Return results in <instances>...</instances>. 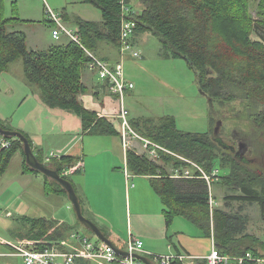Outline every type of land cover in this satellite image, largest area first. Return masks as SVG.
I'll use <instances>...</instances> for the list:
<instances>
[{"label": "trees", "instance_id": "1", "mask_svg": "<svg viewBox=\"0 0 264 264\" xmlns=\"http://www.w3.org/2000/svg\"><path fill=\"white\" fill-rule=\"evenodd\" d=\"M80 1L95 6L101 13L100 21L75 19L83 43L93 51L100 41L119 48L121 0ZM123 1L129 4V0ZM138 2L141 5L139 12L132 13L136 21L133 36L149 32L160 42V57L184 59L211 109L207 114L208 129L204 132L178 129L175 117L169 114L158 119L133 118L130 119L131 126L141 136L194 160L206 171L216 167L214 161L217 160L227 170L224 174L219 173L217 182L239 192L227 196V202L258 204L264 221V166L251 167L239 160L219 134H214L219 118L214 106L227 105L229 114L225 120H235L240 125L246 122L248 130L243 135L250 133L255 140L251 145L256 153L264 151V0L258 3L259 19L251 16L248 0ZM3 10V0H0V72H7L9 65L21 58L27 83L39 90L46 106L75 114L80 118L82 130L87 133L119 135L108 117L86 109L78 99V95L87 90L81 82V70L88 60L83 51L69 40L45 49H29L24 32L7 29L8 21L19 18H5ZM254 33L259 39L253 40ZM0 126L16 130L11 125L6 126L2 119ZM18 131L28 137L32 146L27 133ZM8 139L10 145L0 149V177L17 151L23 156L25 168L38 172L26 165L21 141L14 137ZM158 153L163 164L150 160L145 154H138L132 148L127 149L126 167L132 174L149 177L152 189L162 202L166 225L169 226L174 217H183L200 231L202 237H213L220 253L240 255L248 251L254 257L264 259V241L245 233L247 217L241 213V208L236 212L221 208L211 210L206 182L196 177L170 176L164 164L171 163L180 172L187 164L172 154ZM36 156L43 160L38 152ZM76 160L63 154L58 159H51V163L62 172L73 166ZM64 177L70 179L68 175ZM44 178L51 190L66 194L56 182ZM11 220L18 222V240L36 242L34 246L38 249L59 243L66 237V231L74 228L57 226L47 218L12 216ZM90 234L94 236L91 231ZM244 264L258 263L246 260Z\"/></svg>", "mask_w": 264, "mask_h": 264}, {"label": "crops", "instance_id": "2", "mask_svg": "<svg viewBox=\"0 0 264 264\" xmlns=\"http://www.w3.org/2000/svg\"><path fill=\"white\" fill-rule=\"evenodd\" d=\"M64 10L63 8L61 12L64 21H67L69 18ZM73 17L74 27H76V18L88 20L78 15ZM45 20L51 23L49 20ZM10 30L23 32L22 29L16 28ZM52 30L53 28L51 34ZM142 34L133 36L134 45L137 44V37ZM51 36L53 39H60L63 35L56 38ZM27 41L26 36V43ZM67 41L68 39L63 36L60 41L50 42L45 47H40L37 44H26V46L35 50L45 49L50 45H60ZM94 52L110 62L121 60L118 48L105 41L98 42ZM81 82L87 90L80 93L78 99L86 109L96 111L97 114L106 117L111 113L114 114L118 108L116 96L110 93L107 83L98 79L96 73L87 65L81 70ZM35 90L38 89L33 87V99H29L31 97L27 94L19 100L17 105L20 109L27 100H32L29 103L31 106L25 109L17 119L14 118L16 114L12 113L11 116L8 115L7 120L12 128L27 133L32 141L33 151L35 154L38 152L42 158L49 151H60L77 158L73 165L79 163L76 174L80 178L77 184L73 182L70 175H68L69 180L76 190L84 215L91 219L105 236L123 250L129 234H132L143 241V248L148 252L159 254L186 252L200 256L209 252L211 238H206L209 244L194 241L204 237L193 224L183 217H174L172 223L169 226L166 225L162 213V202L152 189L149 177L135 175L128 171L126 151L121 145L119 135H98L83 131L78 116L61 109L49 108L42 101L40 93H35ZM131 90L127 92L128 95L126 93L124 99L129 117H142L132 105H126L127 96H131ZM103 110L106 115L102 113ZM108 118L110 117L108 116ZM0 119L4 118L0 115ZM110 120L112 121V119ZM137 146L138 141L134 140L133 147ZM15 159L19 164L18 174L11 175L7 179L8 184L12 185L8 186L11 191L6 195L7 205L0 209L11 213L10 216H5L10 220L7 227L2 231L0 229V246L2 247H0V264H23L20 257L11 254L7 244V242L20 241L16 235L18 222L11 221L12 216L47 218L54 221L57 226L74 227L73 230L66 231L64 239L58 241L60 247L65 250H73L78 247V243L69 237L71 231H78L92 240L95 239L92 234L80 231L81 226H84L77 220L67 195L51 190L45 182L44 175L40 172L26 169L20 151H17L11 158L6 171L0 177V182L9 173L11 163ZM28 194L32 195L33 199L40 200L41 206L31 208L23 198ZM2 198L3 196H0V202H2ZM41 211L43 214H40ZM75 264L118 263H109L102 258L90 257L77 259Z\"/></svg>", "mask_w": 264, "mask_h": 264}, {"label": "rangeland", "instance_id": "3", "mask_svg": "<svg viewBox=\"0 0 264 264\" xmlns=\"http://www.w3.org/2000/svg\"><path fill=\"white\" fill-rule=\"evenodd\" d=\"M248 2L251 16L254 19H259V0H248ZM129 5H132L133 9L137 12L141 8L138 0H129ZM3 6V16L5 18L14 16L20 19L8 21L7 29H22L25 35L27 34L28 41L26 44H37L40 47H45L50 42L55 43L60 41L63 37L60 39L52 38L51 29L53 28V24L45 20L47 19L43 12L45 6H49L55 11H62L64 8V12L69 18V20L64 21V24L72 29L75 28L72 22V20L74 21L73 16H82L88 20L101 19V13L98 8L89 3L80 2V0H3ZM43 18L45 19L43 20ZM142 35L137 37V44L135 45L139 56L132 57L129 52L121 56L124 76L134 84V88L131 90V96H127L126 105H132L133 108L140 112L142 117L158 119L163 115H174L177 128L183 131H206L208 129L207 114L210 103L207 97L197 87L193 71L188 67L184 59H163L160 57L158 54L160 49L158 38L149 32H145ZM252 38L253 40L259 39L255 33L252 35ZM33 87L27 83L24 77L21 58H18L9 65L8 72H0V115L4 118L3 121L6 126L11 125L9 120H7L8 115L11 116L12 113L16 114L13 117L17 119L25 109L31 106L29 103L32 100H27L22 108L19 109L17 107L19 100L23 96L29 94L31 97L29 99L34 98V95H32ZM34 92L39 93L38 90ZM116 104L118 107L117 100ZM222 106L215 104L214 107L215 114L219 115L218 120L221 121L218 134L223 142L227 145L234 146L235 149L237 148L238 142L243 143L244 152L242 155L246 159L245 163L251 167L264 166V151L261 150L256 153L254 147L251 145L255 140L250 136V133L243 135L248 130L245 127L246 122L240 125L235 120H225V117L229 114V107L227 105ZM102 113L106 115L104 110ZM109 119H112L115 129L118 131V120L115 118ZM130 119L133 118L129 117V121ZM134 150L138 154H144L142 147L138 149L136 147ZM156 161L157 163L163 164L161 157L156 159ZM214 164L220 169V174H224L227 171L219 165L217 160L214 161ZM164 166L170 174L173 173L171 163L164 164ZM18 170V160L15 159L11 163L9 173L0 182V196H3L2 202H0V209L7 205L6 195L11 191L8 186L12 185L8 184L7 179L11 175L18 174ZM70 178L77 184L80 177L75 173L70 175ZM217 181L211 185L214 200L213 208H221L229 212H236L241 208V213L247 217L245 233L264 241V221L260 216L259 205L233 200H228L227 202V196L238 194L239 192ZM23 198L29 203L31 208H38L42 204L40 200L33 199V196L29 194ZM41 212L40 214H43V211ZM0 215V229L2 231L7 227L10 220L5 217L4 210H0ZM16 226H18V223ZM80 231L90 233L89 230L82 226ZM194 241L209 244L206 238H200ZM29 242L32 245H36V242H32L31 240ZM201 246L203 245L201 244Z\"/></svg>", "mask_w": 264, "mask_h": 264}, {"label": "built area", "instance_id": "4", "mask_svg": "<svg viewBox=\"0 0 264 264\" xmlns=\"http://www.w3.org/2000/svg\"><path fill=\"white\" fill-rule=\"evenodd\" d=\"M121 3L120 15V28H119V54L122 56L124 53L129 52L132 57L139 56L136 46L132 42V37L136 27V21L132 13L134 9L123 0ZM44 14L46 18L54 25L52 30L53 37L59 35L65 36L69 41L77 45L88 58L86 65L89 69L93 70L98 79L107 83L108 90L111 94L116 96L118 101V109L113 114H109L110 118H115L119 122V137L121 145L126 151L127 149H135L133 141H138V146L142 147L144 154L153 161L160 158L159 151L176 156L178 159L184 161L187 167L181 172L176 168L173 169L172 177L184 178H201L203 179L209 189L208 203L212 210L214 200L212 197L211 185L218 180L219 169L212 168L206 171L200 164L186 158L180 154L173 153L163 146L151 141L139 133H137L130 124L128 117V110L125 106V95L134 87L132 81H129L124 76L123 63L121 60L110 62L98 56L93 50L89 49L82 41L78 28H68L64 24V19L61 11H55L49 6H45ZM107 116V117H108ZM10 141L7 137L0 134V149L8 147ZM64 153L60 151L47 152L42 161L51 162L53 158H60ZM79 168V163L64 169L60 172L61 176L72 175ZM5 216H10L9 211L4 212ZM1 220V215H0ZM70 239L78 243V247L73 250H65L60 247L59 243H52L38 249L31 242L27 240H20L17 242H7L11 254L20 257L23 264H75L77 259H87L90 257L102 258L109 263L118 264H146L145 262L134 258L133 254H140L146 257L153 264H244L246 260H253L258 264H264V259L254 257L250 252H244L240 255L223 254L214 245L213 237H211V247L205 255H192L186 252H169L167 254H159L145 251L143 248V241L129 234L124 250L128 255H121L116 253L108 244L100 241L95 236L91 239L88 236L78 232L71 231L69 234Z\"/></svg>", "mask_w": 264, "mask_h": 264}, {"label": "water", "instance_id": "5", "mask_svg": "<svg viewBox=\"0 0 264 264\" xmlns=\"http://www.w3.org/2000/svg\"><path fill=\"white\" fill-rule=\"evenodd\" d=\"M200 92H201V90H200ZM220 124H221V121L218 120L215 127H214V134L215 135L218 134ZM0 134L4 137H7V138L8 137H14V138H17L18 140L21 141L22 150L24 153L26 165L29 168L43 174L49 181H54L62 187V189L65 191V193H66V195H67V197H68V199L72 205V208L75 212L77 220L86 229L90 230L97 239L108 244L116 253H119L121 255H128V252L119 248L112 240H110L107 236L104 235V233L101 231V229L91 219H89L88 217H86L83 214L79 197H78L76 190H75L73 184L71 183V181L66 179L64 176H61L59 169L57 167L53 166V164L51 162L40 161L37 158L36 154L34 153V151L32 149V146L29 142L28 137H26L22 132H20L18 130H9V129L2 128L1 126H0ZM243 152H244V144L240 142L238 150L236 151V153L243 154ZM239 160L244 161L242 159H239ZM132 256L134 258H137V259L145 262L146 264H153L146 257H144L140 254H133Z\"/></svg>", "mask_w": 264, "mask_h": 264}, {"label": "flooded vegetation", "instance_id": "6", "mask_svg": "<svg viewBox=\"0 0 264 264\" xmlns=\"http://www.w3.org/2000/svg\"><path fill=\"white\" fill-rule=\"evenodd\" d=\"M239 143L237 144V148L235 149L234 146L228 145L231 149V151L234 153L235 157H237L238 159H242L244 161H246V159L243 157V155L241 153H236V151L238 150L239 147Z\"/></svg>", "mask_w": 264, "mask_h": 264}]
</instances>
